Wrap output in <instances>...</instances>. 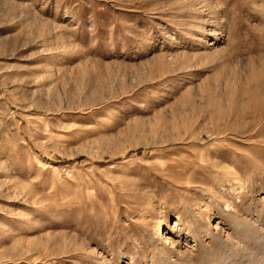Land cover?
Here are the masks:
<instances>
[{
    "label": "rangeland",
    "instance_id": "rangeland-1",
    "mask_svg": "<svg viewBox=\"0 0 264 264\" xmlns=\"http://www.w3.org/2000/svg\"><path fill=\"white\" fill-rule=\"evenodd\" d=\"M0 264H264V0H0Z\"/></svg>",
    "mask_w": 264,
    "mask_h": 264
},
{
    "label": "bare ground",
    "instance_id": "bare-ground-1",
    "mask_svg": "<svg viewBox=\"0 0 264 264\" xmlns=\"http://www.w3.org/2000/svg\"><path fill=\"white\" fill-rule=\"evenodd\" d=\"M224 170H225V169H224ZM230 178H231V177H230ZM161 234H162V232L160 231V232H159V235H161ZM161 236H162V235H161ZM164 239L166 240V238H164ZM166 241H167V240H166Z\"/></svg>",
    "mask_w": 264,
    "mask_h": 264
}]
</instances>
